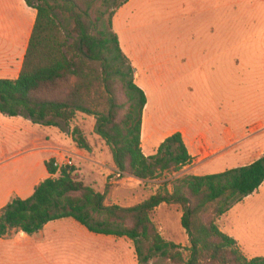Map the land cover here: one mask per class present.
I'll use <instances>...</instances> for the list:
<instances>
[{"label": "trees", "instance_id": "1", "mask_svg": "<svg viewBox=\"0 0 264 264\" xmlns=\"http://www.w3.org/2000/svg\"><path fill=\"white\" fill-rule=\"evenodd\" d=\"M107 1L26 0L37 17L20 76L0 78V112L46 126H70L79 114L93 116V131L110 148L116 168L138 179L156 180L180 171L192 156L180 132L167 137L155 154H144L147 96L135 82L132 63L113 30L117 11L108 26L99 28L104 16L99 11ZM128 1L120 0L117 9ZM61 17L72 22L70 33ZM70 134L77 147L93 151L81 127L74 126ZM46 164L51 176L37 184L31 196H14L0 210V237L11 229L34 234L52 220L72 217L93 232L128 236L140 264H150L157 256L172 264H264V256L246 257L218 222L263 184L264 156L219 173L165 180L156 193L132 206L106 204L108 188L97 190L75 166L58 169L54 160ZM162 204L181 208L188 246L161 233L153 213Z\"/></svg>", "mask_w": 264, "mask_h": 264}, {"label": "crops", "instance_id": "2", "mask_svg": "<svg viewBox=\"0 0 264 264\" xmlns=\"http://www.w3.org/2000/svg\"><path fill=\"white\" fill-rule=\"evenodd\" d=\"M131 2L129 0L117 10L112 23L122 51L136 68L135 82L147 96L141 131L144 154H155L167 137L180 132L192 161L178 171L179 176L219 173L251 164L264 156L263 147L248 162L228 165L220 162L215 165L216 170L206 171V162L216 160L219 154L230 150L239 139L237 131L228 128L221 131L218 128L220 116L206 117V81L210 76H221L231 71L224 61L226 57L220 58L224 55L222 50L226 43L221 39L209 40L204 35L195 34L192 38L177 39L173 50L166 46L159 48L153 56H143L139 47L140 37L132 26L133 21L129 20L125 26L120 17ZM193 10V14L199 12L206 17V4L196 3ZM36 17L37 10L29 6L26 0H0V78L17 79L20 76ZM251 49L250 53L239 51L237 56L245 64L243 66L250 69L251 77H256L259 71H263L259 70L258 60L264 58V53L259 52L258 45ZM260 74L261 79L255 80L256 83L264 82V73ZM170 75L189 77L193 108L186 121L178 122L169 118L173 107L172 85L177 83ZM208 86V97L212 101L214 95ZM257 104L264 108V99L257 101ZM158 109L160 116L157 114ZM95 153L94 149L88 152L77 147L63 124L46 126L22 115L7 116L0 112V210L14 196L23 199L30 197L37 184L51 176L46 164L50 160L77 157L93 169L108 166L109 169L117 170L112 157L110 161H103ZM106 162L109 164L106 165ZM91 185L101 192L106 190L99 183ZM263 188L264 182L258 190ZM251 198V195L246 196L235 204L218 222L222 231L238 241L246 257L255 258L264 256V233L259 232L257 223L260 218L251 219L246 225L248 219H244L241 213L245 208L244 200ZM119 205L132 206L124 203ZM9 234L15 235V242L25 241V244L20 245L21 248L18 246L21 254L19 260L25 264H140L134 241L128 236L93 232L72 217L52 220L34 234L11 229L0 237V264L4 251L1 241Z\"/></svg>", "mask_w": 264, "mask_h": 264}, {"label": "rangeland", "instance_id": "3", "mask_svg": "<svg viewBox=\"0 0 264 264\" xmlns=\"http://www.w3.org/2000/svg\"><path fill=\"white\" fill-rule=\"evenodd\" d=\"M119 1L109 0L100 8L99 12H104V16L99 23V28L108 26L111 13L118 10L116 6ZM196 3L206 4V17L199 12L193 14V6ZM120 17L125 26L129 20L133 21L132 26L140 37L139 47L143 56H153L159 48L166 46L169 50H173L174 44L178 43L177 39L192 38L195 34L204 35L209 40L225 41L226 44L222 50L224 55L220 58L226 57L224 61L231 71L221 76H210L206 81V117L220 116L218 128L221 131H224V128L237 131L239 139L230 150L219 154L216 160L206 162L207 172L216 170L214 167L220 162L227 165L248 162L263 149L264 108L260 107L257 101L261 102L264 99V82L256 83L255 80L261 79L260 72L264 73V58L261 57L258 60L259 70L263 69V71H259L256 77H251L250 69L243 66L245 64H242L237 55L239 51L250 53L251 47L257 45L259 52L264 53V0H132L123 9ZM61 18L66 33H70L73 27L72 22ZM183 47L185 48L186 45ZM222 52L220 55L223 54ZM133 69L136 72L134 66ZM169 77L177 82L172 85L173 107H171L169 118L178 122L186 121L193 108L190 92L192 90L188 86L189 77L186 75H170ZM208 85L214 95L212 101L208 97L210 93ZM120 99L126 100L123 93H120ZM157 112L160 116L159 109ZM93 119V116L79 114L70 126L65 127L69 134L74 126L81 127L92 143L96 157L103 161H110L111 150L94 133L95 119ZM207 126L206 122V130ZM68 141L72 144L71 140L68 139ZM237 153L240 154L233 157ZM71 159L87 183H99L104 190L108 188L106 204L119 202V204L134 205L156 193L165 180L180 177L177 172L168 173L158 180H141L124 173L115 180L112 178L115 171L108 166H98L93 169L84 165L77 157H71ZM107 164L109 163L106 162ZM251 196V199L244 200L245 208L241 213L244 214V219H248L246 225L251 219L259 217L258 230L264 233V188L257 190ZM181 215L182 211L178 205L162 204L153 213V218L166 239L188 246L189 237L181 226ZM14 236L9 234L1 241L4 250L2 264H25L24 261L19 260L21 254L18 248V246L21 248L20 245L25 244V241L15 242ZM141 246L145 250L146 243H142ZM150 264L172 263L167 258L157 256L150 261Z\"/></svg>", "mask_w": 264, "mask_h": 264}, {"label": "built area", "instance_id": "4", "mask_svg": "<svg viewBox=\"0 0 264 264\" xmlns=\"http://www.w3.org/2000/svg\"><path fill=\"white\" fill-rule=\"evenodd\" d=\"M54 166L57 167L58 169H61L63 167L74 166V161L70 157H64L62 159H55ZM114 173H115L114 175L115 180L119 179L123 175V173L119 171L118 169L115 170Z\"/></svg>", "mask_w": 264, "mask_h": 264}]
</instances>
